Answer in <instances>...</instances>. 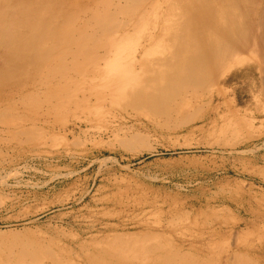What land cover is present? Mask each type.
I'll return each mask as SVG.
<instances>
[{
  "label": "rangeland",
  "instance_id": "1",
  "mask_svg": "<svg viewBox=\"0 0 264 264\" xmlns=\"http://www.w3.org/2000/svg\"><path fill=\"white\" fill-rule=\"evenodd\" d=\"M256 104L202 119H190L204 115L201 102L183 111L189 119L130 105L89 119L2 110L0 264H108L110 249L117 260L170 253L212 232L207 264L236 241L262 250L248 256L264 264V113L254 117L264 101Z\"/></svg>",
  "mask_w": 264,
  "mask_h": 264
},
{
  "label": "bare ground",
  "instance_id": "2",
  "mask_svg": "<svg viewBox=\"0 0 264 264\" xmlns=\"http://www.w3.org/2000/svg\"><path fill=\"white\" fill-rule=\"evenodd\" d=\"M261 101L264 0H0V113L25 107L30 118L89 119L130 105L189 119L183 111L201 102L204 115L190 119H202ZM213 233L170 253L104 256L108 264H207ZM255 250L236 241L214 264H256Z\"/></svg>",
  "mask_w": 264,
  "mask_h": 264
}]
</instances>
